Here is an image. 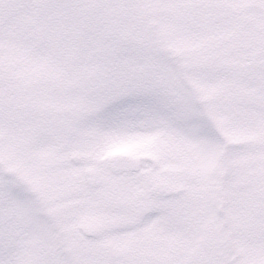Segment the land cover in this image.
I'll list each match as a JSON object with an SVG mask.
<instances>
[{
    "label": "snow or ice",
    "instance_id": "6c2138e0",
    "mask_svg": "<svg viewBox=\"0 0 264 264\" xmlns=\"http://www.w3.org/2000/svg\"><path fill=\"white\" fill-rule=\"evenodd\" d=\"M0 264H264V0H0Z\"/></svg>",
    "mask_w": 264,
    "mask_h": 264
},
{
    "label": "rangeland",
    "instance_id": "374dc122",
    "mask_svg": "<svg viewBox=\"0 0 264 264\" xmlns=\"http://www.w3.org/2000/svg\"><path fill=\"white\" fill-rule=\"evenodd\" d=\"M151 22V18H150ZM245 23L247 27V37H246V43L244 44V49L246 52L248 51H254L256 44L259 42L257 39L251 35L253 33L259 32L262 30V26L258 23L257 19L251 15L245 16ZM228 41L232 40V37L229 36L226 38ZM244 138H235V143H241L243 142ZM122 148H128L129 150H151L153 149V144L148 140H132L124 143H117L112 145L108 151L106 152V156L113 158L115 156V153L122 149ZM113 155V156H112Z\"/></svg>",
    "mask_w": 264,
    "mask_h": 264
},
{
    "label": "flooded vegetation",
    "instance_id": "af4514ba",
    "mask_svg": "<svg viewBox=\"0 0 264 264\" xmlns=\"http://www.w3.org/2000/svg\"><path fill=\"white\" fill-rule=\"evenodd\" d=\"M122 151H132L136 154L137 157H148V155L150 153H152L151 150H143L142 151V150H131V149L129 150L128 148H122L115 153V156L113 158H117L119 156V153Z\"/></svg>",
    "mask_w": 264,
    "mask_h": 264
},
{
    "label": "water",
    "instance_id": "95a60500",
    "mask_svg": "<svg viewBox=\"0 0 264 264\" xmlns=\"http://www.w3.org/2000/svg\"><path fill=\"white\" fill-rule=\"evenodd\" d=\"M151 154H149L148 156H150ZM121 157H137L134 153L132 152H122L119 154V156L117 158H121Z\"/></svg>",
    "mask_w": 264,
    "mask_h": 264
}]
</instances>
